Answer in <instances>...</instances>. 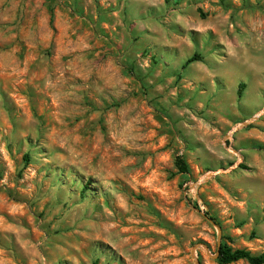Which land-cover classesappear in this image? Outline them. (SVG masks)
Returning <instances> with one entry per match:
<instances>
[{
  "label": "rangeland",
  "instance_id": "1",
  "mask_svg": "<svg viewBox=\"0 0 264 264\" xmlns=\"http://www.w3.org/2000/svg\"><path fill=\"white\" fill-rule=\"evenodd\" d=\"M205 212L264 252V0H0V264H219Z\"/></svg>",
  "mask_w": 264,
  "mask_h": 264
},
{
  "label": "trees",
  "instance_id": "2",
  "mask_svg": "<svg viewBox=\"0 0 264 264\" xmlns=\"http://www.w3.org/2000/svg\"><path fill=\"white\" fill-rule=\"evenodd\" d=\"M196 61L194 57L188 58L183 67L187 66L188 64ZM243 85L239 84L238 95L241 94ZM175 166L180 173H187L188 168L185 164L184 160L177 156L175 159ZM208 215L207 212H205ZM209 216V215H208ZM211 220H213L216 225L219 226L216 219L212 216H209ZM243 260L247 262V264H264V252L260 254H252L250 251L245 249H232L231 247L227 246L224 243H221L219 250H217V257L216 262L219 264H231L237 261Z\"/></svg>",
  "mask_w": 264,
  "mask_h": 264
},
{
  "label": "water",
  "instance_id": "3",
  "mask_svg": "<svg viewBox=\"0 0 264 264\" xmlns=\"http://www.w3.org/2000/svg\"><path fill=\"white\" fill-rule=\"evenodd\" d=\"M211 175H212V174H209L208 176H206V177L200 179L198 182L195 183V187L197 188V187L199 186L200 182L205 181V180H206L208 177H210ZM208 221H209V222H210V223L216 228V230H217V250H219L220 245H221V227L218 226V225H216V223H215L213 220H211V219H208ZM203 248L205 249V251L208 250V248H207L206 246H203ZM216 256H217V253L215 254L214 257H216ZM193 259H194L195 264H198V261H197L194 257H193Z\"/></svg>",
  "mask_w": 264,
  "mask_h": 264
}]
</instances>
